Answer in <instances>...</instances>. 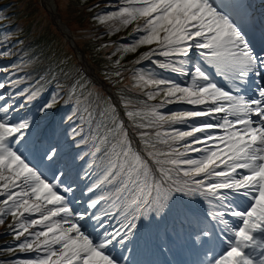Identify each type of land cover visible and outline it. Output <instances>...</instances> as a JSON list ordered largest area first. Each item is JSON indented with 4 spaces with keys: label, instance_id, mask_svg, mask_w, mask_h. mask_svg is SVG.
Masks as SVG:
<instances>
[{
    "label": "snow or ice",
    "instance_id": "obj_1",
    "mask_svg": "<svg viewBox=\"0 0 264 264\" xmlns=\"http://www.w3.org/2000/svg\"><path fill=\"white\" fill-rule=\"evenodd\" d=\"M250 8L248 0H126L96 17L116 30L136 22L143 34L123 51L155 45L136 63L175 74L134 69L139 85L153 89L126 112L146 118L134 129L73 69H61L72 78L64 96L75 97L66 112L69 100L57 107L59 82L47 92V74L33 84L17 75L19 62L0 68V225L11 217L18 242L5 251L36 253L15 264H132L128 245L150 235L177 194L208 209L183 207L177 217L194 264H264V13ZM10 39L5 33L0 56L11 55ZM251 81L254 95L244 91ZM169 104L192 108L165 115ZM164 125L172 130L153 134ZM156 141L170 150L157 151Z\"/></svg>",
    "mask_w": 264,
    "mask_h": 264
},
{
    "label": "rangeland",
    "instance_id": "obj_2",
    "mask_svg": "<svg viewBox=\"0 0 264 264\" xmlns=\"http://www.w3.org/2000/svg\"><path fill=\"white\" fill-rule=\"evenodd\" d=\"M12 1H16V0H12ZM85 1L87 2L89 0H85ZM101 1H103V0H95V1H93V4L101 3ZM18 3H19V7H18ZM54 3L52 0H31V2L29 0H17L16 5H17V8L19 9V11L17 13L18 24L20 23V21L22 19L23 22H25L29 26H31L32 24L35 25V27H34L35 31L38 28L35 36L39 35V31L42 33L46 32L45 33V35L47 36L46 40L53 41L55 39L54 41H56V43H55L56 48H64L67 50H71L70 42H72L73 40H76L83 48H85L87 50V47L89 45H91L90 40L94 38L93 34H95L97 32L98 27L96 30L95 29H93V30L86 29V25L88 24V21H87L88 18L84 17L81 14V12H78L79 11L78 7H85L86 8L85 2L83 0H54ZM109 4H111V3H109ZM55 5H56V12H57L56 16L59 15L60 18L63 17L64 18V19L62 18L63 20H67L69 22L70 28L72 30L71 36L68 35L69 30L63 28V26H60V24H58V23H60V21H58V18L55 15H53V12L51 9L52 8L55 9ZM9 6L10 5H8L5 10L10 11L9 12L10 14L8 16H13V12L11 11L12 7H9ZM119 6L120 5L117 3H112L108 9L110 12L107 15H110L114 11H119V8H118ZM42 9H45L46 13ZM89 10L94 11L93 9H89ZM50 12H52V13H50ZM3 15H5V13H3ZM68 22H67V24H68ZM132 26H134V28H136V22H134V23H132L126 27H121L117 23L116 28H118L119 30H116L115 28L110 29L108 25L101 23L100 31L105 29L107 32H109L108 35L112 36L117 41V40H119V38H121L124 35V32L122 31V29H127L129 31L132 28ZM61 27L66 31V33L62 30ZM134 28H133V31H134ZM30 29L33 30V28H30ZM53 37H55V38H53ZM104 46H106V48H108L111 45L106 44ZM111 47H113V46H111ZM106 48H104L103 52H101L99 54L100 56L104 57V54H105L104 50ZM53 49L54 48H52L50 51L51 52L55 51V53L57 55L63 54L61 51L53 50ZM117 49H119L122 52L121 48L117 47ZM77 52L80 53L79 50H77ZM96 52L99 53V50ZM47 55H49V54L47 53ZM0 57H2V56H0ZM88 57L90 58L91 65L94 67L95 71L101 76V78L104 79L105 82H113L116 86H118L119 91L123 90L125 86L128 87V85H126L125 82H127L126 78L128 77L127 75L130 73L128 70L130 68L129 65L128 66L127 65L122 66V68H124L125 70L121 71V75H120L119 79H117L116 75H115L116 72L114 73V71L111 69H101V66H99L98 62H95L94 60L91 59V55H88ZM7 60H10V55L7 56ZM1 61L2 60L0 59V63H1ZM107 63L108 62H106V64H104V63H101V64L105 65L103 67L106 68ZM131 77L134 78L135 75H133ZM137 77L138 76H136V78ZM80 78L81 79H86V78L88 79V77L86 75H80ZM89 78L92 79L91 77H89ZM137 83H139V82L137 81ZM106 87H107V89H109L111 91V89L109 88L108 85H106ZM64 90H66V88ZM121 93L123 95L124 94L125 95L131 94L130 91L126 92V93H124V91H123ZM63 94H64V91H61L62 96H63ZM132 97H135V95H132ZM73 99H75V97L71 98V100H73ZM8 222H10V221H8ZM6 223H7V218L5 219L4 224L6 225ZM1 238L2 237L0 235V241H1ZM3 256H4V253L0 252V264H8V263H6L7 261L6 262L1 261ZM3 261H5V260H3Z\"/></svg>",
    "mask_w": 264,
    "mask_h": 264
},
{
    "label": "bare ground",
    "instance_id": "obj_3",
    "mask_svg": "<svg viewBox=\"0 0 264 264\" xmlns=\"http://www.w3.org/2000/svg\"><path fill=\"white\" fill-rule=\"evenodd\" d=\"M190 263H193V261H189Z\"/></svg>",
    "mask_w": 264,
    "mask_h": 264
}]
</instances>
